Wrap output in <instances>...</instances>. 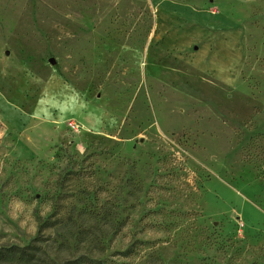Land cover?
<instances>
[{
    "label": "rangeland",
    "instance_id": "rangeland-1",
    "mask_svg": "<svg viewBox=\"0 0 264 264\" xmlns=\"http://www.w3.org/2000/svg\"><path fill=\"white\" fill-rule=\"evenodd\" d=\"M22 2L0 264H264V0Z\"/></svg>",
    "mask_w": 264,
    "mask_h": 264
},
{
    "label": "crops",
    "instance_id": "crops-1",
    "mask_svg": "<svg viewBox=\"0 0 264 264\" xmlns=\"http://www.w3.org/2000/svg\"><path fill=\"white\" fill-rule=\"evenodd\" d=\"M22 5V0L19 2H17V0H0V39L3 40L7 38V34H10L14 29L17 22L18 9L21 8ZM225 48L223 52H220V54L223 53L225 57L223 62L219 66L217 61L209 64V67L222 71L221 77H226L224 72L232 70L235 64L238 65V70L241 63L239 52L235 50L233 41H229ZM217 53L219 54V51H217L216 54Z\"/></svg>",
    "mask_w": 264,
    "mask_h": 264
},
{
    "label": "trees",
    "instance_id": "trees-1",
    "mask_svg": "<svg viewBox=\"0 0 264 264\" xmlns=\"http://www.w3.org/2000/svg\"><path fill=\"white\" fill-rule=\"evenodd\" d=\"M8 252L9 253H6V254H0V259H5V260H7L9 258L12 259L15 254L11 250H9ZM16 253H19L17 256L18 261H27L26 259H28L27 257L29 255L26 252H24V249L17 248ZM13 259H15V258H13Z\"/></svg>",
    "mask_w": 264,
    "mask_h": 264
},
{
    "label": "built area",
    "instance_id": "built-area-1",
    "mask_svg": "<svg viewBox=\"0 0 264 264\" xmlns=\"http://www.w3.org/2000/svg\"><path fill=\"white\" fill-rule=\"evenodd\" d=\"M69 125H70L72 128H76V124L73 123V122H70Z\"/></svg>",
    "mask_w": 264,
    "mask_h": 264
}]
</instances>
